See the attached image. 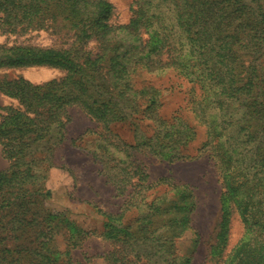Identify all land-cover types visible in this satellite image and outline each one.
<instances>
[{"label":"trees","instance_id":"obj_1","mask_svg":"<svg viewBox=\"0 0 264 264\" xmlns=\"http://www.w3.org/2000/svg\"><path fill=\"white\" fill-rule=\"evenodd\" d=\"M113 10L109 0H0L2 32L57 29L73 39L67 49L0 47V68L52 66L65 71L62 78L42 84L23 78L0 83V90L20 106L4 107L6 113H0V143L12 161L10 169L0 173V209L8 220L2 230L23 231L15 250L0 249V260L15 252L8 264H75L71 248L91 233L70 227L68 236L63 232L67 247L61 252L55 244L61 231L53 226L58 213L46 211L39 220L35 209L30 211L40 200L32 198L37 192L24 187L40 177L33 167L35 159L27 156L33 155L34 147L48 145L44 157H51L64 140L70 120L67 108L76 105L100 124L101 137L125 156L115 165L105 163L116 195L123 196L130 187L129 199L138 195L148 206L134 224L123 222L134 202L116 215L102 213L106 221L100 235L112 249L97 257L107 264H138L142 259L143 264H175L172 260L178 256L172 243L188 229L192 191L170 177L146 183L144 168L128 159L140 148L169 162L185 159L183 151L195 133L180 115H159L156 86L144 85L137 90L139 100L131 98L130 68L148 73L172 69L190 85L189 107L206 129L201 151L215 162L224 189L221 230L233 208L245 226L243 238L222 262L264 264V68L254 64L264 59V0H157L154 5L134 0L131 19L121 26L111 23ZM92 39L99 45L94 55L83 50ZM231 104L235 110L242 108L240 115L229 111ZM137 112L153 122L157 134L142 135L133 144L117 139L110 125ZM108 158L115 160L113 154ZM161 182L169 189L154 196L151 191ZM6 185L8 190L3 189ZM176 197L181 199L179 206ZM165 199L173 203L169 210ZM227 201L236 206H226ZM177 214H182L180 219ZM31 242L36 245L29 246ZM181 260L188 264L190 257Z\"/></svg>","mask_w":264,"mask_h":264},{"label":"rangeland","instance_id":"obj_2","mask_svg":"<svg viewBox=\"0 0 264 264\" xmlns=\"http://www.w3.org/2000/svg\"><path fill=\"white\" fill-rule=\"evenodd\" d=\"M109 1L114 6L111 23L116 26L126 25L132 17L131 9L134 0ZM146 1L152 5L157 4V0ZM72 42V37L64 30L61 32L57 29H41L23 34L0 30V47L28 45L67 49L72 45ZM83 50H91L92 55H94L99 51V45L96 40L92 39ZM80 55H83V51ZM263 61L264 59L260 58L254 64L262 69L264 68ZM128 71L131 75L132 89L127 94L131 98L139 100L140 93L137 90L144 85L156 86L159 88V92L156 93L160 102L156 108L159 115L166 119L174 114L180 115L195 133L193 142L183 151L184 154L188 155L185 159L169 162L164 157L151 154L144 148L133 150L130 159H128L144 168L148 175L146 183L156 182L163 177H170L171 182L187 185L192 191L190 200L193 201L194 208L189 213L188 229L185 230L186 232L182 237L176 238L174 244L172 243V249L175 247V255L178 256L172 261L175 264L185 263L181 259L190 257L188 264H223L222 260L226 254L243 238L245 226L236 208H233L227 227L225 230H221V193L224 189L215 162L208 156L207 152L202 153L201 151L207 138L206 129L189 107L190 85L172 69L155 70L149 73L145 70L131 72L130 68ZM64 75V70L52 66L2 67L0 68V83L23 78L33 84H42L58 80ZM113 76L114 74H111V77ZM7 106L20 107L16 99L0 90L1 114L6 113L2 108ZM262 108L260 107V109ZM229 111L240 115L242 108L235 110V106L231 104ZM140 113L137 112L123 121H117L110 125V130L118 137L117 139L133 144L135 140H140L142 135L157 134V131L153 129V122L147 117L143 118ZM67 115L70 120L66 125L64 140L55 146L51 157L49 159L44 157L43 151L48 145L39 146L37 149L34 147L33 155L27 156V159L31 157L35 159L33 167L40 175L38 179L29 180L24 185L28 189H34L33 192H37L32 198L37 196L40 199L37 206L33 205L34 207L30 211L35 209L39 220L47 215H44L46 211L58 213L55 215L57 219L54 218L53 226L57 228L55 231H61L55 236V244L61 252L65 251L67 247L64 231H67L66 236H68L70 227L78 228L79 231L91 232L89 235L83 236L76 247L71 248L70 257L73 262H76L75 264H107L103 258L97 257L112 249L109 241L100 235L104 230L106 221L102 213L116 215L125 210L130 202H134L125 211L123 218L124 223L134 224L132 220L146 212L148 206H144L141 197L138 195L129 199L130 187L123 196L116 195L115 187L110 181L112 171L108 173L109 167L105 168V163L109 166L115 165L116 160L119 162L120 157L125 158V156L101 137L99 134L102 132L100 124L91 120L76 105L67 108ZM147 115H150V112ZM110 154L115 156V160L108 158ZM11 165L12 161L5 154L4 147L0 143V173L10 169ZM122 165L123 163L119 164L118 167H122ZM115 170L118 171L119 168ZM165 183L161 182L151 191L154 196H160L169 189ZM9 185L3 189L8 190L7 186ZM175 199L178 203L176 206H179L181 204L180 197ZM230 204L236 206L228 201L225 205L230 206ZM164 207L169 210V207H173V203L165 199ZM3 211L4 209H0V249L15 250L21 243L18 236L23 231L18 234L8 229L2 230L8 221L5 216L6 212ZM156 216H152L153 222L157 221L158 217ZM176 216L180 219L182 214ZM172 224V226L175 225V223ZM166 227L168 228V226ZM29 237L26 235L28 241ZM28 241L26 240V242ZM35 245L32 242L29 244V246ZM10 255L17 256L15 252L7 254L9 258L0 260V264H8ZM144 261L142 259L138 264H143Z\"/></svg>","mask_w":264,"mask_h":264}]
</instances>
